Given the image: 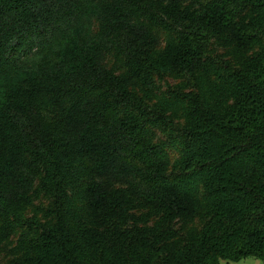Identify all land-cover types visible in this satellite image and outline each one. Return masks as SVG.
Segmentation results:
<instances>
[{
	"label": "trees",
	"instance_id": "obj_1",
	"mask_svg": "<svg viewBox=\"0 0 264 264\" xmlns=\"http://www.w3.org/2000/svg\"><path fill=\"white\" fill-rule=\"evenodd\" d=\"M264 264V0H0V264Z\"/></svg>",
	"mask_w": 264,
	"mask_h": 264
},
{
	"label": "rangeland",
	"instance_id": "obj_2",
	"mask_svg": "<svg viewBox=\"0 0 264 264\" xmlns=\"http://www.w3.org/2000/svg\"><path fill=\"white\" fill-rule=\"evenodd\" d=\"M223 264H263L261 260L249 257L242 260H239L237 262H231V263H224Z\"/></svg>",
	"mask_w": 264,
	"mask_h": 264
}]
</instances>
